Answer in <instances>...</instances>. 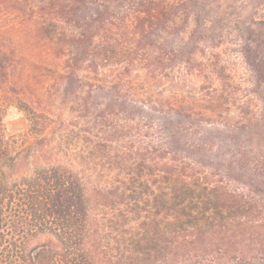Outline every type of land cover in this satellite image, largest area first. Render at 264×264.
I'll return each mask as SVG.
<instances>
[{"label":"trees","instance_id":"trees-1","mask_svg":"<svg viewBox=\"0 0 264 264\" xmlns=\"http://www.w3.org/2000/svg\"><path fill=\"white\" fill-rule=\"evenodd\" d=\"M180 1L0 0V17H19L20 44L26 50L17 57L0 46V264H96L86 248L82 179L56 148L62 150L65 143L84 151L79 164L98 161L114 173V198L134 206L129 212L136 217L129 221H136L137 232L116 264L188 260L197 249L214 247L231 248L244 264H264V89L259 93V117L247 106L232 103L225 87L214 93L172 91L164 96L145 86L151 75L166 79L163 73L172 69L173 60L156 54L146 71L134 75L140 55L118 53L123 48L107 35L114 23L128 21L131 40L126 48L138 50L139 41L175 23ZM247 43L249 53H264L258 42ZM262 61L251 63L263 69ZM30 78L36 101L17 104L26 130L8 133L2 93L26 94ZM94 82L116 86L121 107L126 98H133L150 105L154 114H164L159 121L155 116L149 120L162 126L165 149L155 147L146 155L115 150L127 124L113 127L105 120V110L91 118L87 100ZM50 105H57L56 115ZM232 106L237 114L229 118ZM220 116L229 120L233 151L224 172H209L201 151L193 150L196 146L185 149L189 141L183 131L214 123Z\"/></svg>","mask_w":264,"mask_h":264},{"label":"rangeland","instance_id":"rangeland-1","mask_svg":"<svg viewBox=\"0 0 264 264\" xmlns=\"http://www.w3.org/2000/svg\"><path fill=\"white\" fill-rule=\"evenodd\" d=\"M175 8V23L170 24L162 34L160 31L163 29L158 28L152 39L139 41L138 50L133 52L126 48V43L131 40L130 23L113 22V31L107 35L117 40L115 44L119 49L123 48L118 53H138L142 57L136 56L140 62L132 68L133 74L146 71L150 67L152 56L162 54L173 60L169 63L172 69L163 73L167 75L166 79L151 75L145 88L157 89L164 92L165 96L172 91L194 95L204 91L214 93L225 87L231 95L232 103L247 106V109L259 117L263 107L259 93L264 89V67H254L251 61L256 59V64H259L257 61L261 58L264 66V53H249L248 46L251 45L247 42H258L260 46H264V0H181ZM22 39L23 31L19 17H0V46L8 49L10 53L16 52L17 57H20L26 51L21 47ZM18 69L21 71L22 67ZM179 79H182V82H179ZM140 85L141 83L138 86ZM11 86L9 84L8 87ZM28 86L27 89L30 90L26 94L24 91L16 95L2 93L3 121L8 133L18 134L26 130L25 115L17 104L19 100L33 103L36 101L33 96L36 87L33 79L28 82ZM4 89L8 90L6 87ZM92 91L94 93L90 99L84 98L92 107L91 118L99 116L105 110V120L111 122L113 127L127 124L122 131V138L113 146L115 150L125 148L146 155L147 150L155 147L165 149L166 136L162 126L159 122L158 126H153L152 119L149 120L150 116H155L159 121L161 115L162 118L165 117L164 114H154L150 105L133 98H126L121 107V93L111 84L94 82ZM70 93L72 95V90ZM70 97L69 103L72 99V96ZM49 108L56 115L57 105H50ZM234 111L237 110L232 106L229 118L237 114ZM69 115L65 110L64 118L69 119ZM212 121L214 123L186 128V131H183L187 143L189 141V149H185L190 151L196 146L193 150L201 151V159L209 172L214 169L216 172H224L228 164V154L233 151L230 123L225 116ZM199 137L202 140L197 143ZM59 139L57 137L52 141V145H56ZM56 148L66 154V159L82 179L88 211L87 250L96 264H116L125 243L129 244L128 239L137 232L136 221H129L135 216L129 212L134 208L132 202H117L113 196L116 183L114 173L103 168L100 162L85 159L87 163L79 164L84 161L79 158L84 156V151L79 146L65 143L62 150ZM227 181L233 184L232 180ZM194 255H197V258ZM156 264L163 263L159 261ZM164 264L244 263L238 260V256H234L231 248L214 247L206 251L197 249L191 259L185 260L183 257L173 262L165 261Z\"/></svg>","mask_w":264,"mask_h":264}]
</instances>
